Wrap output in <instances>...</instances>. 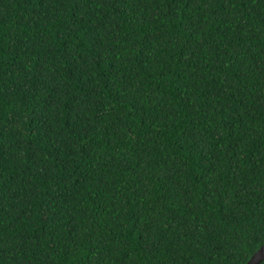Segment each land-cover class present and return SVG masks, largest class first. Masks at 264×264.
I'll return each instance as SVG.
<instances>
[{
	"label": "trees",
	"instance_id": "1",
	"mask_svg": "<svg viewBox=\"0 0 264 264\" xmlns=\"http://www.w3.org/2000/svg\"><path fill=\"white\" fill-rule=\"evenodd\" d=\"M263 244L264 0H0V264Z\"/></svg>",
	"mask_w": 264,
	"mask_h": 264
},
{
	"label": "water",
	"instance_id": "2",
	"mask_svg": "<svg viewBox=\"0 0 264 264\" xmlns=\"http://www.w3.org/2000/svg\"><path fill=\"white\" fill-rule=\"evenodd\" d=\"M264 262V244L249 258L246 264H260Z\"/></svg>",
	"mask_w": 264,
	"mask_h": 264
},
{
	"label": "clouds",
	"instance_id": "3",
	"mask_svg": "<svg viewBox=\"0 0 264 264\" xmlns=\"http://www.w3.org/2000/svg\"><path fill=\"white\" fill-rule=\"evenodd\" d=\"M262 263V262H261Z\"/></svg>",
	"mask_w": 264,
	"mask_h": 264
}]
</instances>
